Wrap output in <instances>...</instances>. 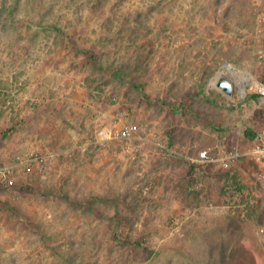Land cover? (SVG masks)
I'll return each mask as SVG.
<instances>
[{
    "label": "rangeland",
    "instance_id": "rangeland-1",
    "mask_svg": "<svg viewBox=\"0 0 264 264\" xmlns=\"http://www.w3.org/2000/svg\"><path fill=\"white\" fill-rule=\"evenodd\" d=\"M225 63L264 84V0H0V264H264L259 165L198 160L264 136Z\"/></svg>",
    "mask_w": 264,
    "mask_h": 264
},
{
    "label": "built area",
    "instance_id": "built-area-1",
    "mask_svg": "<svg viewBox=\"0 0 264 264\" xmlns=\"http://www.w3.org/2000/svg\"><path fill=\"white\" fill-rule=\"evenodd\" d=\"M228 65H230V69L226 68ZM223 76L233 82V92L238 93L241 101H246L251 93L264 99V84L254 79L252 75L242 73L233 67L232 64L225 63L220 70L217 80ZM240 82L245 83L244 89L240 85ZM8 104H12V101L9 100ZM143 132L147 133V129L142 128L139 124H128L112 129H104L100 132L96 142L101 146H105L109 141L135 138ZM223 142L225 146L220 150V154L217 157L210 158L207 151H203L199 154L198 160L202 162L218 163L223 169H228L241 157L245 155L250 156L260 167L258 178L264 180V136H261L256 142L252 143L245 153L238 145L229 148L227 137H224ZM158 146L165 150L164 153L173 154L176 152L174 149L165 147L161 143H159ZM85 150L86 149H84V151ZM54 158L55 153L53 152H26L19 157V165L27 168L38 167L42 171L46 169L47 165L53 161ZM1 177L6 186L11 187L14 185L15 180L10 178V171H4ZM203 186V182H196L197 188H202Z\"/></svg>",
    "mask_w": 264,
    "mask_h": 264
},
{
    "label": "water",
    "instance_id": "water-1",
    "mask_svg": "<svg viewBox=\"0 0 264 264\" xmlns=\"http://www.w3.org/2000/svg\"><path fill=\"white\" fill-rule=\"evenodd\" d=\"M218 87L226 94H231L233 92V82L224 76L218 80Z\"/></svg>",
    "mask_w": 264,
    "mask_h": 264
},
{
    "label": "bare ground",
    "instance_id": "bare-ground-1",
    "mask_svg": "<svg viewBox=\"0 0 264 264\" xmlns=\"http://www.w3.org/2000/svg\"><path fill=\"white\" fill-rule=\"evenodd\" d=\"M230 65H228V66H226V68H228V69H230V67H229ZM240 85L242 86V88L244 89V87H245V83H243V82H240Z\"/></svg>",
    "mask_w": 264,
    "mask_h": 264
},
{
    "label": "trees",
    "instance_id": "trees-1",
    "mask_svg": "<svg viewBox=\"0 0 264 264\" xmlns=\"http://www.w3.org/2000/svg\"><path fill=\"white\" fill-rule=\"evenodd\" d=\"M236 189H240V187L237 185Z\"/></svg>",
    "mask_w": 264,
    "mask_h": 264
},
{
    "label": "crops",
    "instance_id": "crops-1",
    "mask_svg": "<svg viewBox=\"0 0 264 264\" xmlns=\"http://www.w3.org/2000/svg\"><path fill=\"white\" fill-rule=\"evenodd\" d=\"M229 95V94H228ZM231 95H229V97H230Z\"/></svg>",
    "mask_w": 264,
    "mask_h": 264
}]
</instances>
